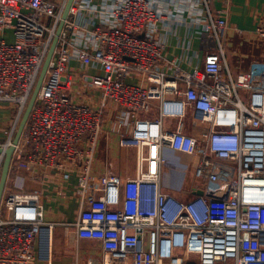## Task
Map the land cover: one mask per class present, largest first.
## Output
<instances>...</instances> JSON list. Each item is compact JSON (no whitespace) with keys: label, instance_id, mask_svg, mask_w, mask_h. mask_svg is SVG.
I'll use <instances>...</instances> for the list:
<instances>
[{"label":"built area","instance_id":"obj_1","mask_svg":"<svg viewBox=\"0 0 264 264\" xmlns=\"http://www.w3.org/2000/svg\"><path fill=\"white\" fill-rule=\"evenodd\" d=\"M211 1L201 0L203 66L173 75L161 67L157 34L165 15L152 0L117 1L104 27L66 20L12 157L0 205V264H37L43 255L50 263L55 223L46 220L40 190L26 183L57 175L67 183L73 174L77 214L64 224L101 243L103 256L89 264H264V89L254 87L251 72L232 75L231 0L218 10ZM65 5L0 0V34L14 36L0 39V107L10 111L3 149L13 144ZM78 31L85 46L75 44ZM187 109L195 124L210 127L202 142L184 131ZM154 110L157 117L143 116ZM169 118L178 120L174 130L164 125ZM105 124L121 148L136 151V175L110 174L103 195L91 197ZM165 148L199 156L194 174L203 195L183 201L162 189ZM4 159L0 153V176Z\"/></svg>","mask_w":264,"mask_h":264},{"label":"crops","instance_id":"obj_2","mask_svg":"<svg viewBox=\"0 0 264 264\" xmlns=\"http://www.w3.org/2000/svg\"><path fill=\"white\" fill-rule=\"evenodd\" d=\"M117 1L121 0H75L77 10L70 12L68 19L81 28L90 29L98 24L104 27L112 23L107 14ZM152 2L165 15L159 23L161 31L157 34V39L164 46L165 60L161 62L162 69L173 75L180 69L191 71L202 67L205 56L202 28L206 18L205 13L201 12L203 9L201 0H152ZM231 4L226 52L229 69L234 77L251 72L254 87L264 89V35L258 32L259 29L264 30V0H231ZM221 6L222 0L211 1L213 10H218ZM68 31L69 35L74 34V30L69 28ZM75 36V44L85 46L84 35L78 31L73 37ZM1 38L8 42L14 41L11 30L0 34ZM166 62L173 64L166 66ZM73 64L79 69L77 60L73 61ZM87 70L92 72V68L88 67ZM95 72L101 74L100 70ZM245 95L247 96V93ZM245 95L243 98L247 101ZM9 114V109L0 107V144L5 141L4 121L8 119ZM143 116L157 117L155 110ZM177 121L175 118H169L165 120L164 125L174 130ZM184 122V131L187 134L200 139L201 142L206 139L210 127L208 124H195L192 109H187ZM112 130L105 124L98 139L87 191V195L91 197L103 195L105 178L110 174L124 178L136 175V151L121 148ZM163 156L166 164L162 173V189L180 200H191L202 188L194 174L199 156L178 153L169 148L163 149ZM77 178V175L73 174L67 183L58 175L56 178L27 180L28 190H40L42 193L41 200L46 220L55 223L50 233V263L43 255L37 264H89L90 259H101L103 256L100 242L78 238L75 230L66 228L64 224L74 220L77 214L78 197L74 194ZM95 178L103 179L101 187L92 185ZM39 244L37 241L38 246Z\"/></svg>","mask_w":264,"mask_h":264},{"label":"water","instance_id":"obj_3","mask_svg":"<svg viewBox=\"0 0 264 264\" xmlns=\"http://www.w3.org/2000/svg\"><path fill=\"white\" fill-rule=\"evenodd\" d=\"M74 2H75V0H67V2H66L65 8H64L63 13H62V20L59 23L56 35H55V37L53 39V42H52L51 47H50V50H49V52L47 54V57H46V60L44 62V65H43V68L41 70V73L39 75L38 81H37V83L35 85V88H34V90L32 92V95H31V98L29 100L28 106H27V108H26V110L24 112V115H23V117L21 119V122L19 124L18 130H17L15 138L13 140V144L10 147L6 148V149H3L2 147H0V153H4L5 154L3 168H2V172H1V176H0V205H1V200H2V197H3V194H4L5 187H6V184H7V180H8V177H9V172H10V168H11L12 157H13V154L15 152V147H16V145L19 143V141L21 139V136H22V134L24 132V129L26 127V124L28 122L30 113H31V111H32V109H33V107H34V105L36 103V100H37L39 91L41 89L42 83L44 81L45 75H46V73L48 71L49 65H50L51 60L53 58V54H54L55 48L57 46L59 36H60L63 28L65 27L66 20L69 17V14H70V11H71V7L74 5ZM195 194L196 195H203L204 192H203V190H198Z\"/></svg>","mask_w":264,"mask_h":264},{"label":"rangeland","instance_id":"obj_4","mask_svg":"<svg viewBox=\"0 0 264 264\" xmlns=\"http://www.w3.org/2000/svg\"><path fill=\"white\" fill-rule=\"evenodd\" d=\"M179 153V152H178ZM103 181V179H98V178H95L92 182V185H95L97 187H101V182Z\"/></svg>","mask_w":264,"mask_h":264}]
</instances>
